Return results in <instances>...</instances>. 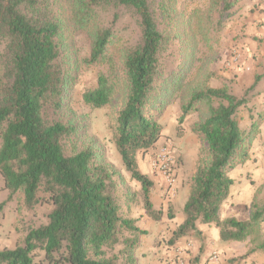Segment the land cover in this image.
<instances>
[{
    "label": "trees",
    "instance_id": "16d2710c",
    "mask_svg": "<svg viewBox=\"0 0 264 264\" xmlns=\"http://www.w3.org/2000/svg\"><path fill=\"white\" fill-rule=\"evenodd\" d=\"M240 1L0 0L2 188L8 199L21 193L27 209L51 205L45 223L30 226L15 246H0V264H37L36 258L46 264H139L136 253L147 230L137 225V198L138 208L156 221L175 213L170 202L164 211L154 206V181L140 170L137 155L162 138L161 114L176 98L178 133L187 115L199 113L191 131L200 147L184 220L171 231L168 247L198 223L213 222L224 242L250 238L234 260L264 253V203L254 197L247 219L218 218L232 184L228 173L249 158L255 137L253 126L245 131L236 120L246 94L237 96L225 81L208 84L215 76L211 66L221 58L220 33ZM81 36L88 41L84 54ZM94 66L102 69L82 98L93 109L110 108L108 127L122 169L99 149L73 146L86 129L82 122L51 116L63 108L81 70ZM263 76L264 66L245 92Z\"/></svg>",
    "mask_w": 264,
    "mask_h": 264
},
{
    "label": "rangeland",
    "instance_id": "374dc122",
    "mask_svg": "<svg viewBox=\"0 0 264 264\" xmlns=\"http://www.w3.org/2000/svg\"><path fill=\"white\" fill-rule=\"evenodd\" d=\"M180 1L186 5L191 4V2H203L204 0ZM233 17L227 22L220 33L218 51L221 52V58L211 66L215 71V76L210 79L208 84L216 87L225 81L233 93L237 96L246 94L248 99L247 103L239 107L236 113V120L240 123L239 127L245 131L250 130L253 126L255 137L251 143L249 158L244 163L234 167L228 173V176L232 179L229 191V195L231 196L230 208L234 211L230 216L238 219H247L250 216V207L254 197L258 202L264 203V97L261 98L259 95L260 93L257 92L256 89L247 91V93L245 90L252 85L254 76L262 71L264 60H262L261 56L262 44L259 41L257 53L261 58L256 59L255 57L251 66L243 64L242 51L241 49L239 50L238 47L240 35L232 32L233 24L230 23ZM78 44L81 53L84 54L88 48L87 39L84 36L79 37ZM2 47L1 44L0 48ZM234 48L238 49L241 61L238 65L228 66L226 65V61L231 57V50ZM223 58L224 60L222 61ZM101 69L102 67L100 66L84 67L77 81L66 92L63 108L52 113L51 116L65 123L80 124V122H82L86 129L75 136L73 146L77 149H81L90 145L93 148L99 149L104 153V157L109 163L122 169L123 165L120 155L115 148L113 134L108 127V113L111 112L110 108L102 107L93 109L88 106L82 98L83 92L95 85L97 73ZM239 73L241 77H238ZM260 101L261 103H259ZM257 105H259V108ZM254 109L257 111H254ZM180 113L179 99H173L165 105L160 117V123L163 127V138L143 155L138 153L137 157L140 170H145L147 162L151 163L156 151L163 145H168L172 149H175L177 160L179 159L180 161L183 156L184 159L186 158L188 161L185 165L189 166L191 164V156L189 153L191 149H194L193 142L196 141L199 151L200 141L191 131V127H188L187 122L192 118H189L187 121L185 118L183 119L180 125V133H178L177 126ZM189 115H195V121L199 118V113H192ZM245 127L247 129H244ZM73 146L72 143H69L66 151L69 152L70 150L68 149ZM151 169L153 170L152 166ZM125 176L127 178L129 175L125 172ZM128 184L132 189H137V186L134 185L132 181L128 180ZM4 201L5 204L0 210V246H15L21 241L25 231L30 226H37L46 222L47 214L51 209V205L45 202L37 203L32 209H27L23 203L21 193H17L8 199V190L2 188L0 179V203ZM140 205L141 199L139 197L133 207L139 209L138 206L140 207ZM259 231L262 234L264 233V221L260 223ZM169 236L170 231H167L163 236L158 235V238L156 237V239L153 240V248L147 252L145 249L149 240L145 238L139 250L140 263L146 264L148 260L144 258V255H147L152 259V263L175 264L173 246L168 247L167 243ZM249 239L250 238H247L238 243V246H235V251L237 253L243 252L245 250L244 248L249 246ZM141 251H145L143 257H140L142 255ZM36 259L40 261L37 264H46L45 261H41L38 258ZM191 263L194 264V257H190L188 264Z\"/></svg>",
    "mask_w": 264,
    "mask_h": 264
},
{
    "label": "crops",
    "instance_id": "0c3cea01",
    "mask_svg": "<svg viewBox=\"0 0 264 264\" xmlns=\"http://www.w3.org/2000/svg\"><path fill=\"white\" fill-rule=\"evenodd\" d=\"M236 8L237 13L230 22L233 24L232 32L240 35L238 47L239 50L241 49L242 51L243 64L251 66L255 57L256 59H259L262 56V60H264V0H241ZM259 41L262 44L261 56L257 53ZM262 72L263 68L262 71L257 74ZM238 77H241L240 73ZM256 90L260 93L259 95L261 98L264 97V78L261 82H259ZM261 101L259 103H261ZM257 107L259 108V105H257ZM254 111L257 110L254 109ZM189 118H192L189 122H187L188 127L190 128L196 117L195 115H188L185 117V120L187 121ZM238 125L240 126L239 122ZM244 129L247 128L245 127ZM160 140L156 144H158ZM193 143L194 149H191L189 153L191 156V164L189 166L185 165L186 162H188L186 158L184 159L182 156L179 161L176 156V162L174 165L175 168L173 169V188L171 187L168 189L165 179L151 169L150 162H147L145 170H143V172L149 174L154 181V188L152 190L151 197L154 206L156 208L162 207L164 211L167 203L170 202L175 216L172 219H169L164 214L163 218L156 221L144 214L141 209L134 211V215L137 218V225L140 228L147 230V234L142 237L140 247L136 253L139 264H141L139 250L141 245L144 243L145 238L149 240L145 249L147 252L153 248V240H155L156 237L158 238V235L163 236L167 233V231H170L171 233V231L184 220L183 206L189 193V178L192 174L198 151L196 141ZM230 197L231 196L229 195L219 207L218 218L220 220L230 217V215L234 212L230 208ZM187 240H191L192 245L188 253H186V256L189 260L190 257H194V264H264V253L259 251L251 253L243 260H234V258L244 254L248 247H245L243 252L237 253L235 251V246H238V243L241 241L224 242L220 240L219 228L216 223L213 222L204 224L198 223L196 225V229L191 233V235L182 238L176 243V245H184ZM145 251H141L142 255L140 257H143ZM213 253L217 256L215 261L210 260V256ZM144 258H147L148 260L146 264H156L152 263V259H150L149 256L144 255Z\"/></svg>",
    "mask_w": 264,
    "mask_h": 264
},
{
    "label": "built area",
    "instance_id": "2783aa9c",
    "mask_svg": "<svg viewBox=\"0 0 264 264\" xmlns=\"http://www.w3.org/2000/svg\"><path fill=\"white\" fill-rule=\"evenodd\" d=\"M240 63V54L237 48L231 50V57L226 61V65L235 66ZM176 151L168 145L161 146L153 156L151 160V166L153 170L160 174L166 181L168 189L173 185V169L176 162ZM173 188V187H172ZM192 245L191 240H187L184 245H176L173 248L174 260L176 264H187L189 258L186 256ZM217 259L216 254H211L210 260L215 261Z\"/></svg>",
    "mask_w": 264,
    "mask_h": 264
}]
</instances>
